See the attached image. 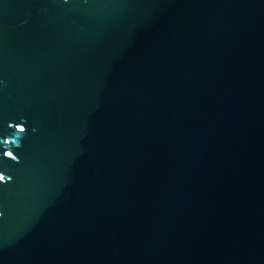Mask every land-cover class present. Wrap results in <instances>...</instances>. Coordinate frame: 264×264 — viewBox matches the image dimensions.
Instances as JSON below:
<instances>
[{
  "label": "water",
  "instance_id": "95a60500",
  "mask_svg": "<svg viewBox=\"0 0 264 264\" xmlns=\"http://www.w3.org/2000/svg\"><path fill=\"white\" fill-rule=\"evenodd\" d=\"M0 264H264V0H0Z\"/></svg>",
  "mask_w": 264,
  "mask_h": 264
}]
</instances>
